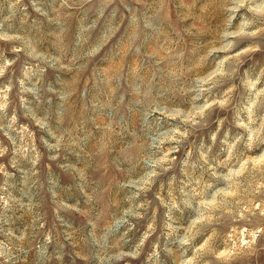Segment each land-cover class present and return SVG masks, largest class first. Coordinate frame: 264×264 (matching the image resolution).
Masks as SVG:
<instances>
[{"label":"rangeland","instance_id":"374dc122","mask_svg":"<svg viewBox=\"0 0 264 264\" xmlns=\"http://www.w3.org/2000/svg\"><path fill=\"white\" fill-rule=\"evenodd\" d=\"M0 264H264V0H0Z\"/></svg>","mask_w":264,"mask_h":264}]
</instances>
